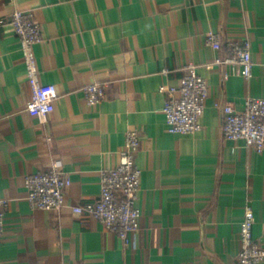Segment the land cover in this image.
<instances>
[{
    "label": "crops",
    "instance_id": "crops-1",
    "mask_svg": "<svg viewBox=\"0 0 264 264\" xmlns=\"http://www.w3.org/2000/svg\"><path fill=\"white\" fill-rule=\"evenodd\" d=\"M17 9L40 23V80L58 90L45 123L25 109L31 89L10 23ZM0 19V264H238L247 205L264 247V149L222 134L223 105L240 110L264 97V0H0ZM211 31L219 49L207 42ZM244 40L250 78L215 63ZM191 62L208 82L202 127L172 133L163 106ZM92 81L105 97L89 105L82 88ZM129 129L140 136L141 216L126 243L72 206L99 198L101 172L118 164ZM54 161L71 179L66 204L32 209L24 179Z\"/></svg>",
    "mask_w": 264,
    "mask_h": 264
},
{
    "label": "built area",
    "instance_id": "built-area-1",
    "mask_svg": "<svg viewBox=\"0 0 264 264\" xmlns=\"http://www.w3.org/2000/svg\"><path fill=\"white\" fill-rule=\"evenodd\" d=\"M10 23L20 41L31 89V96L26 102L25 109L32 112L41 123H45L54 110L58 90L55 84H43L40 80L35 45L43 40L41 25L31 11L18 9L11 13ZM207 42L215 49H219L221 46L219 33L209 32ZM230 51L231 53L224 58L217 57L215 63L237 64L240 66L241 74L245 78H250L253 60L249 41L232 44ZM82 91L89 105L97 104L105 97L104 84L99 81L87 83ZM208 95V82L200 74L198 66L193 62L187 64L177 88L172 90L163 106L168 131L192 134L200 130L202 127L200 118ZM222 111V134L225 138L242 141L244 145L253 147L257 152L264 149V97L246 98L240 110L226 104L222 106ZM139 146L138 131L129 129L120 150L118 164L101 172L99 198L95 202L72 206L74 213L90 214L126 243L129 241V233L138 230L141 216V209L137 204L141 179V169L136 163ZM24 183L26 200L30 208L57 210L66 204V190L71 184V179L59 162L54 161L49 169L28 174ZM6 203V200L0 199V234L4 228ZM254 222V211L247 205L240 222L238 264H260L264 260V247L253 237Z\"/></svg>",
    "mask_w": 264,
    "mask_h": 264
}]
</instances>
